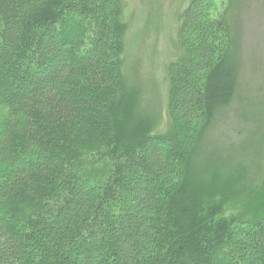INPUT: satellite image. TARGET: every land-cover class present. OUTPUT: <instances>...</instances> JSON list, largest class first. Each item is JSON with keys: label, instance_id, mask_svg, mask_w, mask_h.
Listing matches in <instances>:
<instances>
[{"label": "trees", "instance_id": "obj_1", "mask_svg": "<svg viewBox=\"0 0 264 264\" xmlns=\"http://www.w3.org/2000/svg\"><path fill=\"white\" fill-rule=\"evenodd\" d=\"M244 1L181 7L162 107L131 76L121 0H0V264H264V218L227 208L263 184L264 132L209 141Z\"/></svg>", "mask_w": 264, "mask_h": 264}, {"label": "rangeland", "instance_id": "obj_2", "mask_svg": "<svg viewBox=\"0 0 264 264\" xmlns=\"http://www.w3.org/2000/svg\"><path fill=\"white\" fill-rule=\"evenodd\" d=\"M130 25L127 63L134 81L148 84L149 102L164 106L165 64L171 53L176 15L187 0H121ZM244 1V0H243ZM262 0H245L240 10V54L243 72L237 96L209 135L210 144L229 149L264 132V7ZM256 11H255V7ZM5 110L0 107V117ZM260 157L264 166V142ZM238 215L264 218V181L249 198L227 205ZM226 208V209H227Z\"/></svg>", "mask_w": 264, "mask_h": 264}]
</instances>
